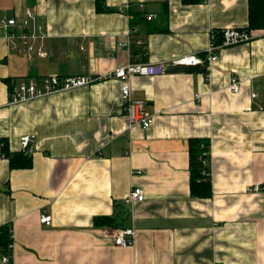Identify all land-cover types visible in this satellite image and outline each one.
Listing matches in <instances>:
<instances>
[{
  "label": "crops",
  "instance_id": "crops-1",
  "mask_svg": "<svg viewBox=\"0 0 264 264\" xmlns=\"http://www.w3.org/2000/svg\"><path fill=\"white\" fill-rule=\"evenodd\" d=\"M99 1L0 0V21H16L8 30L26 20V31L46 36L47 52L11 50L0 25V138L17 151L21 135H35L30 167L0 157V225L11 224L14 264H264V109L256 107L264 104V27L210 65L172 62L203 58L212 30L244 28L248 0H146L126 12L117 11L125 0ZM148 61H165V70L131 79L133 97L154 116L147 129L129 125L115 77L9 98L8 81L100 76ZM191 137L210 139L211 197L190 194ZM133 185L144 200L125 205ZM121 210L135 230L127 247L113 244L115 228L93 225Z\"/></svg>",
  "mask_w": 264,
  "mask_h": 264
},
{
  "label": "built area",
  "instance_id": "built-area-1",
  "mask_svg": "<svg viewBox=\"0 0 264 264\" xmlns=\"http://www.w3.org/2000/svg\"><path fill=\"white\" fill-rule=\"evenodd\" d=\"M146 0H125L118 8V12H126L129 10L130 4L136 2L138 8L143 10L145 8ZM148 17V16H147ZM150 18V17H148ZM0 25L7 29L5 38L11 50L18 54L31 58L45 57L47 52L43 49L41 42L46 37L44 34H33L26 31L27 21H23L21 25L17 26L20 32L8 30L9 27L16 25L13 18L1 20ZM221 39L216 41V32H210L209 44L206 47L204 57L201 58L196 54H186L175 57L172 62L183 65H196L201 62H206L210 65L219 59V50L223 47L234 45L241 42L249 41L250 33L235 27H227L220 30ZM36 41H39L36 44ZM165 61L156 62H126L118 64L111 72L105 75L96 76H59L56 74L43 77L40 82L37 80H30L28 84H19L13 86L9 91V98L11 102L18 103L33 97L44 96L49 93L69 89L82 85H87L93 81L105 77H115L121 81L120 97L123 102L124 113L129 121V125H139L142 129H147L154 121V116L146 110V101L135 98L132 95L131 79L135 76H159L164 73ZM228 88L232 93H238L241 90V81L235 76H231ZM197 96V95H195ZM252 99L257 98V93L252 91L250 93ZM258 109H264V104H257ZM35 142L34 134H23L20 136L19 145L20 150L31 152V147ZM3 157V156H0ZM136 173H140L137 171ZM260 185H253L249 191H259ZM144 200V192L140 186L133 185L129 190L123 202L125 205L134 204ZM51 216L49 213L41 212L39 221L41 223L50 224ZM114 245L127 247L133 243L135 237V230L132 227H119L110 231ZM9 253H3L0 250V264H14L12 258V242L9 244Z\"/></svg>",
  "mask_w": 264,
  "mask_h": 264
},
{
  "label": "trees",
  "instance_id": "trees-1",
  "mask_svg": "<svg viewBox=\"0 0 264 264\" xmlns=\"http://www.w3.org/2000/svg\"><path fill=\"white\" fill-rule=\"evenodd\" d=\"M185 3H194L201 0H182ZM100 1L96 0V7L101 8ZM264 27V0H248V22L242 30L250 31ZM216 41L221 39L219 29L215 30ZM9 91L12 90V81L7 82ZM189 155V189L195 197H211L212 184L209 176L210 167V139L208 137H191L188 140ZM0 156L8 159L11 168H28L32 164L31 152L17 150L11 151L7 140L0 138ZM116 205V204H115ZM125 211L115 212L109 215H96L93 217V225L98 227L119 228L122 224ZM11 238V224L0 225V250L9 253Z\"/></svg>",
  "mask_w": 264,
  "mask_h": 264
}]
</instances>
